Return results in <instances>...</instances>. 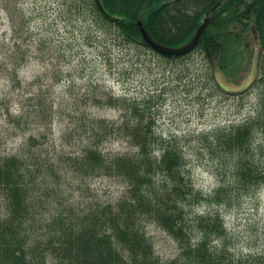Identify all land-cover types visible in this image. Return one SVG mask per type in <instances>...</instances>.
<instances>
[{"label":"trees","instance_id":"trees-1","mask_svg":"<svg viewBox=\"0 0 264 264\" xmlns=\"http://www.w3.org/2000/svg\"><path fill=\"white\" fill-rule=\"evenodd\" d=\"M18 2L0 0L8 9L12 4L17 8ZM101 2L104 10L96 0H61L62 20L83 17L90 22L89 37L95 28L112 38L120 56L139 61L147 54L174 62L199 52L214 69L210 79L215 87L227 93L231 92L220 82L217 70L230 79L242 71L244 54L251 55L248 51L254 42L264 52V0ZM207 16L211 20L198 45L180 57L156 52L138 23L141 19L156 41L180 46L193 38ZM13 19L20 30L24 17L15 13ZM3 49L0 42V77L7 75L14 83L17 78L1 59ZM126 49L129 53L125 54ZM103 61L109 65V56L104 55ZM95 89L89 105L114 106L121 117L110 120L83 114L85 137L79 151L47 157L41 148L43 131L32 134L16 152L0 155V264H259L260 256H237L225 242L216 241H223L228 231L222 207L228 209L264 186V98L259 99L257 112L239 124L166 134L157 128L153 104V98L162 94L138 93L125 86L115 92L99 82ZM29 98L36 100L35 119L44 126L51 124L50 93L39 86ZM112 140L127 142L129 150L107 151L104 145ZM192 142L214 157L209 170L217 184L211 192L199 189L193 181ZM101 176L123 184L119 198L87 207L67 203L70 177ZM197 207L204 210L196 211ZM149 224L176 239L177 257L165 261L156 254Z\"/></svg>","mask_w":264,"mask_h":264},{"label":"rangeland","instance_id":"rangeland-1","mask_svg":"<svg viewBox=\"0 0 264 264\" xmlns=\"http://www.w3.org/2000/svg\"><path fill=\"white\" fill-rule=\"evenodd\" d=\"M60 2L19 0L17 8L12 4L9 9L0 4V42L4 43L1 59L17 78L13 83L7 75L0 77V155L16 152L32 134L43 131L41 148L47 157L79 151L85 137L83 114L110 120L121 117L114 106L89 105L98 82L106 83L115 92L125 86L138 93L150 90L162 94V98H153V104L157 128L166 134H193L239 124L257 112L259 99L264 98V52L260 53L255 42L248 51L251 55L244 54L240 74L234 73L229 79L217 70L220 82L231 92L227 93L215 87L214 79H210L214 69L199 52L174 62L147 54L140 61L120 56L111 37L95 28L88 36V20L73 16L63 21ZM15 13L24 17L20 30L15 28ZM104 55L109 56V65L103 61ZM16 58L19 64L13 63ZM238 74L241 77L235 81ZM36 79L37 83H33ZM39 86L50 93L47 100L54 104L53 121L45 126L35 119L36 100L29 98ZM104 147L110 152L129 150L128 143L120 140L109 141ZM199 147L196 142L190 143V172L196 186L207 193L217 184L209 170L214 157L199 151ZM66 186L67 203L78 207L115 201L124 191L118 179L106 176L86 180L70 177ZM1 201L0 198V205ZM203 210L204 207L196 208ZM222 211L228 231L225 239L216 244L225 242L237 256L258 255L259 264H264V186L246 194L232 207H222ZM147 231L161 259L169 261L178 256L179 245L170 233L156 224H149Z\"/></svg>","mask_w":264,"mask_h":264},{"label":"water","instance_id":"water-1","mask_svg":"<svg viewBox=\"0 0 264 264\" xmlns=\"http://www.w3.org/2000/svg\"><path fill=\"white\" fill-rule=\"evenodd\" d=\"M96 1H97L98 5L100 6V8L104 10V7L101 3V0H96ZM216 7L217 6H215L214 9ZM210 20H211V17L207 16L204 19V21L202 22V24L198 27L193 38L189 42H187L181 46H169V45H165L163 43L156 41L155 39L152 38V36L149 34L148 30L144 27L141 19L138 20V23L141 27L145 41L155 51L159 52L160 54H162L164 56H183V55H186L195 49V47L199 43V40H200L203 32L205 31L206 27L208 26Z\"/></svg>","mask_w":264,"mask_h":264}]
</instances>
